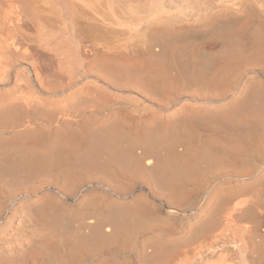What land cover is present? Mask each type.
<instances>
[{
	"label": "bare ground",
	"instance_id": "6f19581e",
	"mask_svg": "<svg viewBox=\"0 0 264 264\" xmlns=\"http://www.w3.org/2000/svg\"><path fill=\"white\" fill-rule=\"evenodd\" d=\"M0 264H264V0H0Z\"/></svg>",
	"mask_w": 264,
	"mask_h": 264
}]
</instances>
